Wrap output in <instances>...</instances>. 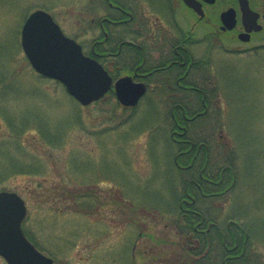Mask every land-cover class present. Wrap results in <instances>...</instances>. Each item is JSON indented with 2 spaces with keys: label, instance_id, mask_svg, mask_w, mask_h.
<instances>
[{
  "label": "rangeland",
  "instance_id": "1",
  "mask_svg": "<svg viewBox=\"0 0 264 264\" xmlns=\"http://www.w3.org/2000/svg\"><path fill=\"white\" fill-rule=\"evenodd\" d=\"M75 2L0 0V191L23 197L29 229L55 264H180L183 240L155 210L157 191L168 204L185 186L173 168L171 128L160 125L170 114L109 96L83 107L63 84L39 76L22 49V26L36 9L77 35L67 10ZM211 61L219 89L212 108L220 106L222 120L216 136L239 171L240 205L264 214V52L214 50Z\"/></svg>",
  "mask_w": 264,
  "mask_h": 264
},
{
  "label": "flooded vegetation",
  "instance_id": "2",
  "mask_svg": "<svg viewBox=\"0 0 264 264\" xmlns=\"http://www.w3.org/2000/svg\"><path fill=\"white\" fill-rule=\"evenodd\" d=\"M67 10L74 17L75 36L45 9L84 55L108 72L110 92L116 96V82L126 79L129 86L143 89L139 102L126 108L144 102V110L170 114L160 125L171 128L174 163L185 184L180 206L191 225V259L264 264V224L255 220L264 214L252 215L255 207L240 205L246 195L237 193L239 171L223 136H216L222 120L220 106L212 108L219 89L211 72L214 50L264 52V0H76ZM231 201L235 206L229 215ZM28 216L27 208L22 222L26 238L52 257L30 231Z\"/></svg>",
  "mask_w": 264,
  "mask_h": 264
},
{
  "label": "water",
  "instance_id": "3",
  "mask_svg": "<svg viewBox=\"0 0 264 264\" xmlns=\"http://www.w3.org/2000/svg\"><path fill=\"white\" fill-rule=\"evenodd\" d=\"M21 44L32 67L39 74L63 83L80 104L87 106L103 98L112 79L81 47L66 37L52 17L43 10L33 12L21 31ZM128 80L115 84L118 101L135 106L143 89L131 87ZM26 216L24 201L11 192H0V255L9 264H53L25 237L21 223Z\"/></svg>",
  "mask_w": 264,
  "mask_h": 264
},
{
  "label": "trees",
  "instance_id": "4",
  "mask_svg": "<svg viewBox=\"0 0 264 264\" xmlns=\"http://www.w3.org/2000/svg\"><path fill=\"white\" fill-rule=\"evenodd\" d=\"M109 97L111 98L110 99V102L112 99H114V96L113 94L109 95ZM42 128V127H41ZM46 130V129H45ZM43 129V133L44 135L48 136V134L46 133ZM51 131V130H50ZM50 133V132H49ZM52 134V133H51ZM42 135V133H41ZM51 140V144H57L56 142H53V138L50 137L49 138ZM159 165H160V162H158ZM162 165V164H161ZM158 166V165H157ZM173 168H174V165H173ZM163 172V171H162ZM164 173V172H163ZM177 173L179 174L178 177L180 178L181 174L179 173V171H177ZM166 176H168L167 172H166ZM168 184L166 181L162 184L163 187L162 188H159L158 190H161V189H165V186ZM165 185V186H164ZM170 191V190H169ZM157 194L158 196L156 197L157 199V202L159 204H162L160 205V209L159 210L156 206H155V210L161 214V216L164 218V220L167 221V224L171 227H173L178 235L181 237V239L183 240V247H184V250L186 252V250H188V241H187V236L190 234L191 232V225H190V222L189 220L186 218V215L184 214V211L182 209V207L180 206V203H181V200L182 198H184L185 196V192L184 191H181L179 193H177V191H173L172 192V199L168 202V204H166L163 200H164V197L162 196V194H164L162 191H157ZM159 199V200H158ZM161 201V202H160ZM156 202V203H157ZM167 209V210H166ZM164 211V212H163ZM200 257L199 255H196V257ZM188 253H186L184 255V257L182 256L181 258H184V261L182 262L181 261V258L179 259V263L180 264H188ZM178 264V263H177ZM194 264H205V261L203 260V258H198L194 261Z\"/></svg>",
  "mask_w": 264,
  "mask_h": 264
}]
</instances>
